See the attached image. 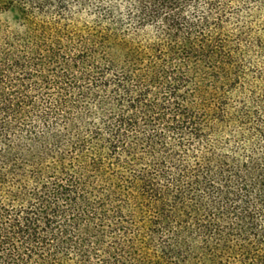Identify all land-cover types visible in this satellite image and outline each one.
Instances as JSON below:
<instances>
[{"label": "trees", "instance_id": "obj_1", "mask_svg": "<svg viewBox=\"0 0 264 264\" xmlns=\"http://www.w3.org/2000/svg\"><path fill=\"white\" fill-rule=\"evenodd\" d=\"M0 264H264V0H0Z\"/></svg>", "mask_w": 264, "mask_h": 264}]
</instances>
